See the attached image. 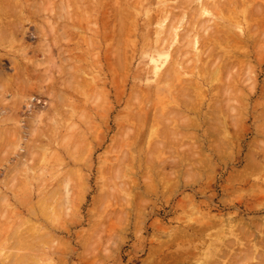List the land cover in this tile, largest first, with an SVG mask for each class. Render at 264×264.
<instances>
[{"label": "rangeland", "instance_id": "374dc122", "mask_svg": "<svg viewBox=\"0 0 264 264\" xmlns=\"http://www.w3.org/2000/svg\"><path fill=\"white\" fill-rule=\"evenodd\" d=\"M0 1V264H229L218 258L226 251L240 258L230 264H243V255L244 264L263 263L264 0ZM203 1L215 7L208 16L197 9ZM254 5L261 7L255 18ZM188 10L201 12L197 24ZM190 16L214 30L206 35L198 25L201 34L195 32ZM169 21H179L180 32L169 33ZM185 30L190 41L196 36L218 48L217 57L224 44L244 41L224 77L231 91L216 82L221 90L214 93L201 81L203 63L191 55L196 50L186 45ZM212 31L227 32L218 38L229 44ZM166 71L175 80L158 84ZM180 84L193 92L184 106L172 101ZM241 226L249 238L239 235ZM222 240H233V248Z\"/></svg>", "mask_w": 264, "mask_h": 264}, {"label": "bare ground", "instance_id": "6f19581e", "mask_svg": "<svg viewBox=\"0 0 264 264\" xmlns=\"http://www.w3.org/2000/svg\"><path fill=\"white\" fill-rule=\"evenodd\" d=\"M54 1H56V0H54ZM78 1H79V0H78ZM85 1H86V0H85ZM100 1H101V0H100ZM100 1H99V2H100ZM161 1H162V0H161ZM180 1H181V0H180ZM185 1H186V0H185ZM217 1H218V0H217ZM225 1H226V0H225ZM239 1H240V0H239ZM247 1L250 2L251 0H247ZM0 2H1V1H0ZM116 2H117V1H116ZM119 2H120V1H119ZM251 2L253 3V1H251ZM60 3H61V2H60ZM66 3H67V2H66ZM83 3H84V2H83ZM89 3H91V2L89 1ZM114 3H115V1H114ZM133 3H134V2H133ZM136 3H137V2H136ZM182 3H183V2H182ZM192 3H193V2H192ZM198 3H199V2H198ZM206 3H207V2H206ZM208 3H209V2H208ZM208 3H207V4H208ZM215 3H216V2H215ZM226 3H227V2H226ZM238 3H239V2H238ZM245 3H247V2H245V0H244V4H245ZM1 4H2V3H1ZM112 4H113V3H112ZM118 4H119V3H117V6H118V7H117L116 4H115V6H116L117 8H119V6H120V4H119V5H118ZM131 4H132V3H131ZM184 4H185V3H184ZM190 4H191V3H190ZM204 4H205V2L203 1L202 5L200 4V6L197 7V9H199V8H201V7L203 6V8H201V9H202V13L199 11V13H201V16H202V15H205V16H206L207 14H210L208 11L215 9V7L213 8V6L210 5L211 3H209V5H210L213 9H212V8H209L210 6L205 5V6H208V8H207V10H206V9H205L206 7L204 6ZM239 4H241V3H239ZM244 4H243V5H244ZM253 4H254V3H253ZM257 4L260 5V3H256V5H257ZM4 5H5V4H4ZM9 5H10V4H9ZM16 5H17V4H16ZM67 5H68V4H67ZM195 5H196V4H195ZM195 5H194V6H195ZM198 5H199V4H198ZM229 5H231V4H229ZM2 6H3V5H2ZM5 6H6V5H5ZM41 6H42V4H41ZM61 6H62V5H61ZM61 6H60V8H61ZM87 6H89V5H87ZM113 6H114V4H113ZM113 6H112V7H113ZM217 6H219V5H217ZM226 6H227V4H226ZM231 6H232V5H231ZM244 6H246V4H245ZM254 6H255V5H254ZM13 7H14V6H10V8H13ZM35 7H36V6H35ZM43 7H44V6H43ZM181 7H183V6H180V7H179V10H184V9H185V8H184V9H180ZM220 7H222V6H220ZM229 7H230V6H229ZM238 7H239V6H238ZM238 7H237V9H238ZM241 7H242V6H240V8H241ZM255 7H256V6H255ZM258 7H260V6H258ZM262 7H263V6H262ZM20 8H21V7H20ZM66 8H67V6H66ZM113 8H114V7H113ZM193 8H194V7H193ZM193 8H192L191 10H194ZM253 8H254V7H253ZM3 9H4V8H3ZM8 9H9V8H8ZM13 9H14V8H13ZM16 9H17V8H16ZM85 9H86V7H85ZM87 9H88V8H87ZM133 9H134V8H133ZM158 9H159V8H158ZM168 9H169V8H168ZM177 9H178V8H177ZM201 9H200V10H201ZM208 9H210V10H208ZM221 9H223V8H221ZM248 9H249V8H248ZM259 9H260V10H259ZM259 9L256 7V10H257V11H256L255 9H254L253 13H252V11H250L251 13L249 14V16L252 15V14H253V17H254L255 15L257 16L258 13H261V7H260ZM9 10H10V9H9ZM42 10H43V9H42ZM61 10H63V9L61 8ZM70 10H71V9H70ZM91 10H92V9H91ZM113 10H114V9H113ZM121 10H122V9H121ZM179 10H178V11H179ZM216 10H217V9H216ZM251 10H252V9H251ZM263 10H264V8H263ZM263 10H262V11H263ZM18 11H19V10H18ZM64 11H65V10H64ZM66 11H67V10H66ZM119 11H120V10H119ZM119 11H118V12H119ZM195 11H197V10H195ZM195 11H194V12H195ZM233 11H234V10H233ZM259 11H260V12H259ZM9 12H10V11H9ZM39 12H40V11H39ZM39 12H38V13H39ZM59 12H60V11H59ZM83 12H84V11H82V13H83ZM86 12H87V11H86ZM175 12H176V11H175ZM181 12H182V11H181ZM181 12H180V14H181V16H182L184 13L187 12V10H186V12H183V13H181ZM190 12H191V11L188 10V14H189ZM254 12H255V13H254ZM74 13H75V12H74ZM199 13H198V16H199ZM263 13H264V11H263ZM52 14H53V13H52ZM52 14H51V15H52ZM59 14H60V13H59ZM61 14H62V11H61ZM61 14L59 15V17L61 16ZM84 14H85V13H84ZM87 14H88V13H87ZM114 14H115V13H114ZM177 14L180 15L179 13H176V14H174L173 17H176V18H178V19L182 18L181 21H182L183 24H184V18H183L184 15H183V17H181V16H178ZM190 14H191V16L194 17L193 19L195 20V22H196V24H197L198 22L196 21V18H197V20H199V19H198V16H195V15L193 14V12L190 13ZM192 14H193V15H192ZM223 14H224V13H223ZM0 15H1V14H0ZM34 15H35V14H34ZM117 15H119V14H117ZM123 15H127V14H123ZM217 15H218V13H217ZM52 16H53V15H52ZM57 16H58V15H57ZM85 16H86V15H85ZM120 16H121V15H119V17H120ZM131 16H132V15H131ZM165 16H166V14H165ZM191 16H190L189 18H190V21L192 22L193 20H191ZM201 16H200V17H201ZM207 16H208V15H207ZM222 16H223V15H222ZM258 16H260V14H259ZM119 17H118V19H119ZM126 17H128V16H126ZM132 17H133V16H132ZM179 17H180V18H179ZM195 17H196V18H195ZM200 17H199V18H200ZM209 17H210V16H209ZM235 17H236V16H235ZM85 18H86V17H85ZM128 18H129V17H128ZM161 18H162V17H161ZM161 18H160V19H161ZM164 18H165V17H164ZM176 18H175V19H174V18L171 19L172 23H173V22L175 23ZM207 18H208V17H207ZM227 18H228V17H227ZM233 18H234V17H233ZM254 18H255V17H254ZM256 18H257V17H256ZM258 18H260V17H258ZM258 18H257V19H258ZM116 19H117V17H116ZM125 19H126V18H125ZM201 19H202V18H201ZM210 19H212V18H210ZM248 19H249V18H248ZM1 20H2V19H1ZM7 20H8V19H7ZM54 20H55V19H54ZM121 20H122V19H121ZM129 20H130V18H129ZM132 20H133V19H132ZM152 20H153V19H152ZM161 20H162V19H161ZM205 20H206V19H205ZM255 20H256V19H255ZM48 21H49V20H48ZM122 21H123V20H122ZM179 21H180V20H179ZM179 21H178V23H179ZM199 21H200V20H199ZM87 22H88V21H87ZM87 22H85V23H87ZM150 22H151V21H150ZM169 22H170V21H169ZM176 22H177V21H176ZM191 22H188V23H191ZM195 22H192V24L194 25ZM50 23H51V22H50ZM151 23H152V22H151ZM172 23L170 22V24H169L170 27H168V28H169V29H168L169 33H170V30L175 29L176 26L178 25V23H177V25H176V24H172ZM188 23L186 22V26L188 25ZM206 23H208V22H207V21H206V22L204 21V23L202 24V26L204 25L203 27H201V26L198 24L201 28L204 29L205 34L208 33L209 30L213 29V28H211V29L209 28V30L205 29V27L208 26ZM211 23H213V21H211ZM236 23H237V22H236ZM254 23H255V22H254ZM124 24H125V23H124ZM183 24H182L181 26H183ZM238 24H239V22H238ZM8 25H9V24H8ZM118 25H119V24H118ZM122 25H123V24H122ZM198 25H197V26H198ZM6 26H7V25H6ZM124 26H125V25H123V27H124ZM166 26H167V25H166ZM178 26H180V24H179ZM189 26H190V24H189ZM189 26H187V28H190V31H189V32H192L191 28L193 29V26H192V27H191V26L189 27ZM195 26H196V25H194V27H195ZM197 26H196V27H197ZM254 26H255V25H252L253 28L251 27L253 30L258 29V28H256V26H255V27H254ZM12 27H13V26H12ZM60 27H61V26H60ZM118 27H120V28L122 29L121 26H118ZM125 27H126V26H125ZM125 27H124V28H125ZM200 27H197V29L195 30V32H197V30H198ZM257 27H258V25H257ZM13 28H14V27H13ZM180 28H181V27H180ZM185 28H186V27H185ZM201 28H200V33H199V34H201ZM254 28H255V29H254ZM5 29H6V28H5ZM176 29H177V28H176ZM176 29H175V32H174V33H176ZM178 29H179V28H178ZM178 29H177V32H180V31H178ZM252 29H251V30H252ZM7 30H8V29H6V31H7ZM11 30H12V29H11ZM11 30H10V31H11ZM50 30H52V29H50ZM118 30H119V29H118ZM181 30H183V29H181ZM213 30H214V29H213ZM109 31H111V29H110ZM164 31L166 32L165 29H164ZM185 31H186V32H184V33L186 34L188 31H187V30H185ZM219 31H221V29H219ZM228 31H229V30H228ZM8 32H9V30H8ZM12 32H13V31H12ZM51 32H52V31H51ZM111 32H112V31H111ZM117 32H118V31H117ZM155 32H156V31H155ZM189 32H188V33H189ZM253 32H254V31L251 32V35H252ZM255 32H256V31H255ZM181 33H182V32H181ZM213 33H214V31H212V34H213ZM222 33H223V34L226 33L225 35L228 36L227 32H223V31H222ZM222 33H218V32H216V33H214V35H215V34L218 35V36L215 35V37H217V40H218V39H221L222 41L224 40L225 42H227V43L229 44L228 39H225V38H223V39H222V38H218V37L220 36V34L223 35ZM249 33H250V31L246 33V35L248 34L247 37H249V35H250ZM121 34H122V32H121ZM155 34H156V33H155ZM164 34H166V33H164ZM164 34H163V35H164ZM190 34H191V33L186 34L187 36H185L184 38H185V39L187 38V39L185 40V41L187 42L186 45H189V44L191 43L193 51L196 50L195 53H192V52H191V53H192V54H191L192 56H193V54H194V55L196 54L195 57H194V58L196 59V62H197V61H201V63H203L202 68H201V66H199V69L201 68V70L198 69V70L201 72V73H199L200 78L202 77V80H201V81H202V82L205 81L206 83H208V84L211 86V90H212V92H214V93H215L216 91L219 92V91L221 90V86H219V85H218V86H214L213 84L216 83V82H220L222 85H224V87H227V86H228L229 82H228L227 85H226V82H227L228 80H227L226 78H224V77L227 76L228 74H230V73H228V71H229L228 69L230 68L229 65H232V64H233L232 66H234V62H233V63L231 62L232 58H233V59L235 58V56L233 55V52L237 53L236 51L238 50V52H240V53L242 54V52H241V51H242V47H240V46H243V44H244L243 42H244V41L241 40V42H242V45H241V43L239 44V43H237V42H235V41L233 42V40H231L232 38H230V40H231V42H232V45L229 44V45H230V46H229V45H227V44H224V45H226V46L224 47L225 50H222V51H223V53L225 54L224 56H226V58H229L228 61H227L226 58H225L226 60H225V59L223 60V58H221V57H222L221 55H222L223 53L218 54L219 57H217V55H216L217 52L213 50V49H215V48H213L212 45H211V46H210V45H207L208 43H207V44L204 43L201 39L198 40V38H197L196 36H194L193 40L190 41V39L188 38ZM118 35L120 36V34H118ZM123 35H124V34H123ZM163 35H162V36H163ZM202 35H203V34H202ZM206 35H207V34H206ZM214 35H213V36L211 35V37H212V38L214 39V41H215ZM263 35H264V34H263ZM26 36H27V35H26ZM131 36H132V35H131ZM166 36L168 37V34H167ZM229 36H230V35H229ZM236 36H237V35H235V37H236ZM261 36H262V35H261ZM123 37H124V36H123ZM123 37H121V38H123ZM167 37H166V42L169 43L170 40H169V37H168V38H167ZM205 37H206L205 35H203V37L201 36V38L204 39V40H205ZM221 37H222V36H221ZM223 37H224V36H223ZM230 37H231V36H230ZM232 37H233V35H232ZM263 37H264V36H263ZM121 38H120V39H121ZM161 38H163V37H161ZM249 38L251 39V37H249ZM120 39H119V41H120ZM175 39H176V38H175ZM188 39H189V40H188ZM233 39H234V38H233ZM236 39H237V38H236ZM240 39H241V38H240ZM240 39H239V40H240ZM246 39H248V38H246ZM250 39H248V40L250 41ZM55 40H56V38H55ZM160 40H161V39H160ZM180 40H181V39H180ZM206 40H207V38H206ZM206 40H205V41H206ZM239 40H238V41H239ZM256 40H257V39H256ZM256 40H254V44H253V46L255 45V43L257 44ZM259 40H261V39H259ZM116 41H117V40H116ZM175 41H176V40H175ZM188 41H189V42H188ZM199 41H200V42H199ZM201 41H202L203 43H201ZM207 41H209V40H207ZM219 41H220V40H219ZM222 41H220V43H222ZM117 42H118V41H117ZM163 42H164V40H163ZM176 42H177V41H176ZM186 42H185V43H186ZM216 42H217V41H216ZM239 42H240V41H239ZM259 42H260V41H259ZM149 43H150V42H149ZM177 43H178V42H177ZM188 43H189V44H188ZM200 43H201V44H200ZM116 44H117V43H116ZM146 44H147V43H146ZM158 44H159V43H158ZM161 44H162V43H161ZM164 44H166V43L164 42ZM180 44L183 45V40H182V42H180ZM199 44H200L201 46H203L204 49L206 48L205 51H204V53H203V54L205 55V56H203V57H204L203 60L200 58V55L197 56L198 54L196 53V52H198V46H199ZM202 44H203V45H202ZM210 44H211V43H210ZM238 44H239L240 46H239ZM119 45H120V43H119ZM257 45H258V44H257ZM112 46H113V45H112ZM121 46H123L122 43H121ZM146 46H147V45H146ZM160 46H161V45H160ZM204 46H205V47H204ZM208 46H210V48H209ZM222 46H223V45H222ZM163 47H164V45H163ZM163 47H161V48H163ZM176 47H177V46H176ZM176 47H175V48H176ZM161 48H160V49H161ZM177 48H178V47H177ZM177 48H176V49H177ZM187 48H189V47H188V46H187V47L185 46V48H182L181 50H183V51L185 50V51H186ZM203 48H202V49H203ZM216 48H217V47H216ZM239 48H240L241 50H239ZM160 49H159V50H160ZM189 49H191V47H190ZM217 49H218V48H217ZM217 49H215V50H217ZM244 49H245V48L243 47V50H244ZM116 50H117V49H116ZM162 50H163V49H162ZM162 50H161V51H162ZM179 50H180V49H178V51H175V49H174V51H172L171 53H175V52H176L175 56L177 55L176 57L178 58V56H179V54H180V52H181V50H180V51H179ZM177 52H179V53H177ZM50 53H51V51H50ZM162 53H164V52H162ZM240 53H239V54H240ZM165 54H167V53H165ZM169 54H170V53H169ZM184 54L186 55V52H184ZM187 54H189V53H187ZM121 55H122V54H121ZM123 55H124V54H123ZM163 55H164V54H163ZM163 55H162V56H163ZM191 55H190V56H191ZM243 55H246V53H245V54L243 53ZM247 55H248V54H247ZM247 55H246V56H247ZM166 56H167V55H166ZM188 56H189V55H188ZM188 56L186 55V57H188ZM258 57H260V56L258 55ZM172 58H173V57H172ZM177 58L174 59L175 62H176V60H178ZM188 58H189V57H188ZM220 58H221V59H220ZM49 59H50V58H49ZM181 59H182V58H181ZM184 59H186V58H184ZM195 59H194V60H195ZM235 59H236V58H235ZM191 60H192V59H191ZM238 60H239V58H238ZM180 61H181V60H180ZM224 61H225L226 64L224 63ZM236 62H237V61H236ZM236 62H235V65H236ZM173 63H174V62H173ZM180 63H181V62H179V64H180ZM228 63H229V64H228ZM231 63H232V64H231ZM237 63H238V62H237ZM119 64H121V63H119ZM174 64H175V63H174ZM174 64H173V65H174ZM14 65H15V64H14ZM180 65H181V64H180ZM120 66H121V65H120ZM236 66H237V65H236ZM116 67H117V66H116ZM164 67H165V66H164ZM192 67H193V66H192ZM118 68H119V67H118ZM234 68H235V67H234ZM193 69H194V68H193ZM235 69H236V68H235ZM120 70H122V69L120 68ZM168 70H169V69H168ZM172 70L175 71V70L173 69V66H172V68L170 69V71H172ZM122 71H123V70H122ZM170 71H169V72L166 71L167 73L164 72V75H163V76H159V77H158V84H160V85H164V83H166L167 81L170 82V80H168L169 78H172L173 81L175 80V79H174L175 77H171V76H170V73H171ZM230 71H231V68H230ZM244 71H245V70H244ZM177 72H178V71H177ZM177 72H175V73H177ZM178 73H179V72H178ZM17 74H18V73H17ZM168 74H169V75H168ZM231 74H233V73L231 72ZM238 74H239V73H238ZM239 75H240V74H239ZM239 75H238V76H239ZM228 76H230V75H228ZM243 76H244V75H243ZM239 77H240V76H239ZM22 78H23V77H22ZM245 78H246V75H245ZM224 79H226L227 81L224 80ZM237 79H238V78H236L235 81H237L236 83L238 84V80H237ZM248 79H249V78H248ZM245 80L247 81V79H245ZM171 81H172V80H171ZM184 81H185V82H184ZM184 81H183V83L185 84V83H186V80H184ZM188 81H189V80H187V85H188V86L190 85L189 82H191V86L194 84L193 86H195L196 88H197V86L199 87V84L196 85V82H195V83L192 82V81H195V80H192V81H189V82H188ZM225 81H226V82H225ZM229 81H232V80L230 79ZM248 81H249V80H248ZM248 81H247V82H248ZM181 82H182V80H181ZM181 82H180V83H181ZM223 82H225V84H224ZM240 82H241V81H240ZM173 83H174V82H173ZM183 83H181V84H183ZM212 83H213V84H212ZM231 83H233V82H231ZM245 83H246V82H245ZM245 83H243V84H245ZM166 84H167V83H166ZM166 84H165V85H166ZM178 84H179V83H176L175 85L178 86ZM181 84L179 85V87H177V89L175 88L176 86L174 85V86H175V87H174L175 89H173V90H174L173 95H174V94H176V95H174V96L172 97V101L175 102L176 105H182V106H184V105H187L186 102H185V104H183L184 101H185V100H186V101L189 100V98H188V99H186V98L188 97L189 94H191V93H193V92L190 93V89H192L191 87H190V89H188V88H186V86H187L186 84H185L186 86H185V85H181ZM229 85H230V84H229ZM244 86H245V85H244ZM244 86H243V87H244ZM251 87H252V85H251ZM251 87H250V89H251ZM3 88H4V87H3ZM193 88H194V87H193ZM196 88H195V89H196ZM222 88H223V86H222ZM228 88H229V86H228ZM248 88H249V87H248ZM217 89H219V91H218ZM223 89H224V88H223ZM229 89H230V90H229ZM229 89H226V91H227V90L231 91L232 87H230ZM10 90H11V89H10ZM200 90H202V89H200ZM200 90H199L198 92H200ZM251 90H252V89H251ZM202 91H203V90H202ZM209 91H210V90H209ZM232 91H233V90H232ZM237 91H238V90H237ZM188 92H189V93H188ZM235 92H236V91H235ZM251 92H252V91H251ZM187 93H188V95H187ZM205 93H206V92H205ZM223 93H224V92H223ZM240 93H241V90H240ZM243 93H244V92H243ZM243 93H242V94H243ZM9 94H10V93H9ZM171 94H172V93H171ZM194 94H195V93H194ZM194 94H193V95H194ZM225 94H228V93H225ZM229 94H231V93H229ZM6 95H7V94H6ZM134 95H135V94H134ZM140 95H141V94H139V96H138V93H137V96L141 98ZM191 95H192V94H191ZM196 95H200L199 98H201V96L203 97L204 93L200 92V94H196ZM219 95H220V94H219ZM231 95H232V94H231ZM9 96H11V95H9ZM137 96H134V97L137 98ZM180 96H181V97H180ZM186 96H187V97H186ZM189 96H190V95H189ZM216 96H218V95H216ZM216 96H215V97H216ZM223 96H224V95H223ZM225 96H226V95H225ZM233 96H234V93H233ZM215 97H213V98H215ZM219 97H220V96H219ZM226 97H228V96H226ZM226 97H225V98H226ZM229 97H230V95H229ZM178 98H179V99L181 98V100H179ZM190 98H191V97H190ZM217 98H218V97H217ZM223 98H224V97H223ZM246 98H247V97H246ZM246 98H245V99H246ZM33 99H34V98H33ZM134 99H135V98H134ZM137 99L140 101L139 98H137ZM141 99H142V98H141ZM182 99H184V101H182ZM215 99H216V98H215ZM262 99H264V97H262ZM7 100H8V99H7ZM191 100H192V99H190V102L193 101V100H192V101H191ZM241 100H242V99H241ZM144 101H145V100H144ZM199 101H200V100L196 101V102H197V103H196L195 100H194L193 102L196 103V104L198 105V104H200ZM217 101H218V100H217ZM232 101H233V100H232ZM243 101H244V100H243ZM131 102L134 103V101H131ZM131 102H130V103H131ZM135 102H136V100H135ZM145 102H146V101H145ZM145 102H144V103H145ZM167 102H168V101H167ZM200 102H201V101H200ZM222 102H223V101H222ZM222 102H221V103H222ZM224 102H225V101H224ZM229 102H230V101H229ZM229 102L227 103V105L229 104ZM165 103H166V102H165ZM214 103H215V100H214ZM216 103H217V102H216ZM231 103H232V102H231ZM128 104H129V103H128ZM150 104H151V102H150ZM190 104H191V103H190ZM190 104H189V105H190ZM196 104H193V103H192L191 105H196ZM212 104H213V102H212ZM242 104H243V103H242ZM244 104H245V103H244ZM247 104H248V103H247ZM163 105H165V104H163ZM171 105H172V104H171ZM189 105H188L187 108H189ZM225 105H226V104H225ZM238 105H239V104H238ZM248 105H249V104H248ZM261 105H262V104H261ZM263 105H264V104H263ZM199 106H200V105H199ZM197 107H198V106H197ZM146 108H147V107H146ZM218 108H219V107H218ZM213 109H214V108H213ZM186 110H187V109H186ZM170 113H171V112H170ZM172 113H173V112H172ZM172 113H171V114H172ZM177 113H181V114H183V113L180 112V111H177ZM171 114H170V115H171ZM181 114H178V115L181 116ZM207 114H208V113H207ZM136 115H137V114H135V116H136ZM168 115H169V114H168ZM175 115H176V112H175ZM178 115H177V117H179ZM183 115H184V114H183ZM183 115H182V116H183ZM212 115H213V114H212ZM139 116H140V114H139ZM166 116H167V115H166ZM182 116H181L180 118H182ZM167 117H170V116H167ZM219 117H220V116H218V119H219ZM132 118H133V117H132ZM144 118H145V117H144ZM159 118H160V117H159ZM162 118H163V117H161L160 119H162ZM164 118H165V117H164ZM160 119H159V120H160ZM170 119H171V118H170ZM186 119H187V118H186ZM130 120H131V119H130ZM157 120H158V118H157ZM163 120H164V119H163ZM166 120H167V119L165 118V120H164L163 122H166ZM181 120H182V119H181ZM183 120H185V117L183 118ZM187 120H188V119H187ZM135 121H136V119H135ZM169 121H170V120H169ZM178 121H179V120H178ZM209 121H210V120H209ZM213 121H214V120H213ZM132 122H134V120H133ZM142 122H143V121H142ZM189 122H190V120H189ZM189 122H188V123H189ZM221 122H222V121H221ZM134 123H137V122H134ZM139 123H140V121H139ZM153 123H154V122H153ZM153 123H152V124H153ZM155 123H156V122H155ZM170 123H171V122H170ZM170 123H167V124L170 126ZM181 123H182V122H181ZM192 123L195 124L194 122H192ZM192 123H191V124H192ZM212 123H214V122H212ZM160 124H161V123H160ZM167 124H166V125H167ZM184 124H185V123H184ZM184 124L182 123V125H184ZM186 124H187V122H186ZM191 124H190V125H191ZM207 124L210 125V127L212 126V125L209 124V123H207ZM162 125H164V124H162ZM168 125H167V126H168ZM180 125H181V124H180ZM137 126H138V124H137ZM139 126H140V125H139ZM157 126H159V125L157 124ZM160 126H161V125H160ZM167 126H166V127H167ZM173 126H174V125H173ZM184 126H186V125H184ZM161 127H163V126H161ZM188 127H189V125H188ZM196 127H197V129H198V128H199V125H198V124H197V125L195 124V128H196ZM137 128H138V127H137ZM168 128H169V127H168ZM170 128H171V127H170ZM181 128H183V127L181 126ZM161 129H162V128H161ZM184 129H185V127H184ZM186 129H187V127H186ZM211 129H212V128H211ZM213 129H214V128H213ZM163 130H164V129H163ZM163 130H161V131H163ZM169 130H170V129H169ZM209 130H210V129H209ZM216 130H218V129H216ZM135 131H136V130H135ZM166 131H168V129H167ZM207 131H208V128H207ZM207 131H206V134H207ZM213 131H214V130H213ZM31 132H32V130H31ZM169 132H170V134H171L172 132H173V134H174V131H173V130L168 131V133H169ZM175 132H176V131H175ZM181 132H182V131H181ZM136 133H137V132H136ZM153 133H154V132H153ZM165 133H166V132H165ZM182 133L184 134V132H182ZM208 133H209V131H208ZM214 133H217V132L214 131ZM18 134H19V133H18ZM133 134H134V133H133ZM173 134H172V135H173ZM178 134H179V135H176V136H179L180 138H182L181 136H182L183 134H181V135H180V133H178ZM161 135H162V133H161ZM163 135H164V134H163ZM168 135H169V134H168ZM172 135L170 136V138L172 137ZM187 135H188V134H187ZM187 135H184V136L186 137ZM176 136H175V138H176ZM12 137H13V135H12ZM191 137H192V136H191ZM194 137L197 138V136H194ZM21 138H22V137H21ZM160 138H161V137H160ZM175 138H172V140L175 139ZM161 139H163V138H161ZM159 140H160V139H159ZM175 140L177 141V138H176ZM175 140H174V141H175ZM181 140H182V139H181ZM181 140H180V142H181ZM193 140H195V139H193ZM198 140H199V139H198ZM167 141H168V140H167ZM155 142H156V141H155ZM163 142H164V141H163ZM169 142H170V141H169ZM171 142H172V141H171ZM159 143H161V142H159ZM166 143H167V142H166ZM0 144H1V143H0ZM15 144H16V143H15ZM155 144H156V143H154V145H155ZM175 144H176V143H175ZM178 144H179V143H178ZM194 144H195V143H194ZM162 145H163V144H162ZM169 145H170V144H169ZM181 145H182V143H181ZM181 145H179V146H181ZM223 145H224V144H223ZM226 145H227V144H226ZM157 146H158V143H157V145L155 146L156 149H158ZM167 146H168V145H167ZM187 146H188V145H187ZM194 146H195V145H194ZM194 146H193V149H194ZM8 147H9V146H8ZM8 147H7V148H8ZM39 147H41V146H39ZM134 147H135V146H134ZM159 147H161V146L159 145ZM169 147H170V146H169ZM189 147H190V146H188L187 149H188ZM132 148H133V146H132ZM153 148H154V146H153ZM153 148H152V150H153ZM162 148H163V146H162ZM199 148H200V146H199ZM212 148H213V147H212ZM221 148H222V147H221ZM227 148H228V146H227ZM165 149H166V148H165ZM168 149H169V148H168ZM168 149H167V150H168ZM175 149H176V147H175ZM177 149H178V147H177ZM177 149H176V150H177ZM190 149H191V148H190ZM213 149H215V147H214ZM216 149H217V148H216ZM216 149H215V151H216ZM218 149H220V148H218ZM218 149H217V151H218ZM152 150H151V151H152ZM171 150H172V148H171ZM178 150H179V149H178ZM198 150H199V149H198ZM137 151H138V150H137ZM159 151H161V150H159ZM172 151H173V150H172ZM202 151H203V150H202ZM133 152H134V151H133ZM152 152H153V151H152ZM168 152H169V151H168ZM185 152H186V151H185ZM199 152H200V151H199ZM21 153H22V152H21ZM140 153H141V151H140ZM169 153H170V152H169ZM188 153H189V152H188ZM19 154H20V153H19ZM153 154H154V153H153ZM155 154H156V153H155ZM171 154H172V152H171ZM184 154H185V153H184ZM184 154H183V155H184ZM189 154H191V153H189ZM199 154H200V153H199ZM202 154H203V153H202ZM202 154H201V155H202ZM150 155H151V153H150ZM181 155H182V154H181ZM185 155H186V154H185ZM194 155H195V154H194ZM196 155L198 156V154H196ZM172 156H173V154H172ZM172 156H171V157H172ZM174 156H175V155H174ZM200 157H201V156H200ZM149 160H150V159H149ZM208 160H209V159H208ZM175 162H176V161H175ZM188 162H189V161H188ZM198 162H199V160H198ZM204 162H205V161H204ZM204 162H203V163H204ZM207 162H208V161H207ZM147 163H148V162H147ZM176 163H177V162H176ZM186 163H187V162H186ZM23 164H24V163H23ZM30 168H31V167H30ZM248 169H249V168H248ZM250 169H251V168H250ZM163 171H164V170H163ZM171 174H172V173H171ZM161 177H162V176H161ZM1 198H2V196H1ZM43 200H44V199H43ZM39 203H40V202H39ZM190 203H191V202H190ZM3 204H4V203H3ZM40 204H41V203H40ZM42 204H43V202H42ZM1 205H2V204H1ZM41 208H42V207H41ZM31 210H32V209H31ZM46 210H47V209H46ZM5 212H6V211H5ZM33 212H34V209H33ZM45 212H46V211H45ZM46 214H47V213H46ZM240 220H241V219H240ZM262 220H263V219H262ZM18 221H19V220H18ZM222 221H224V220H222ZM253 221H254V220H253ZM253 221H252V222H253ZM210 222H211V221H210ZM227 222H228V224H230L229 221H227ZM231 222H233V221H231ZM240 222H241V221H240ZM30 223H32V222H30ZM223 223H225V222H223ZM223 223H222V224H223ZM234 223H235V222H234ZM242 223H244V222H242ZM260 223H261V222H260ZM260 223H259V224H260ZM216 224H217V223H216ZM228 224H227V226H228ZM220 225H221V224H220ZM260 225H261V224H260ZM213 226H214V225H213ZM231 226H232V225H231ZM216 227H217V226H216ZM216 227H214V228H216ZM234 227H235V226H234ZM234 227H233V228H234ZM257 227H258V226H257ZM257 227H255V228H257ZM190 228H192V227H190ZM190 228H189V229H190ZM197 228H198V227H197ZM205 228H206V227H205ZM231 228H232V227H231ZM240 228L243 230V231L241 230V233H240ZM240 228L237 227V229L239 230V235H242V233H243V234H246V236L248 237L247 233H249V232L244 233V231H245L244 228H245V227L242 228V226H241ZM258 228H259V227H258ZM194 229H195V231L198 230V229H196V227H195ZM194 229H193V231H194ZM203 229H204V228H202L201 231H202ZM249 229H250V228H249ZM259 229H260V228H259ZM44 230H45V229H44ZM44 230H43V231H44ZM180 230H181V229H180ZM180 230H179V231H180ZM207 230H208V229H207ZM209 230H210V229H209ZM201 231H200V232H194V233H196V234H198V233H202ZM180 232H181V231H180ZM183 232H184V231H183ZM203 232H204V230H203ZM210 232H211V231H210ZM225 232H226V231H225ZM233 232H234V231H233ZM252 232H253V231H252ZM260 232H261V231H260ZM205 233H206V231H205ZM207 233H208V232H207ZM235 233H236V232H235ZM237 233H238V232H237ZM223 234H224V233H223ZM225 234H226V233H225ZM253 234H254V233H253ZM253 234H252V236H253ZM181 235H182V234H181ZM188 235H189V234H188ZM226 235H228V234H226ZM44 236H45V235H44ZM170 236H171V235H170ZM178 236H179V235H178ZM244 236H245V235H244ZM249 236H251V235L249 234ZM45 237H46V236H45ZM171 237H172V236H171ZM247 237H245V238H247ZM253 237H254V236H253ZM40 238H41V237H40ZM42 238H43V237H42ZM181 238H182V236H181ZM185 238H187V237H185ZM194 238H195V237L193 236V240H194ZM248 238H249V237H248ZM254 238H255V237H254ZM176 239H177V238H176ZM178 239H179V238H178ZM183 239H184V238H183ZM183 239H182V240H183ZM191 239H192V238L190 237V240H191ZM241 239H242V238H241ZM243 239H244V238H243ZM250 239H251V237H250ZM196 240H197V239H196ZM220 240H221V239H220ZM45 241H46V240H45ZM186 241H187V240H186ZM188 241H189V240H188ZM191 241H192V240H191ZM223 241L225 242L226 240H222V242H223ZM244 241H245V240H244ZM244 241H243V242H244ZM246 241H247V240H246ZM172 242H173V241H172ZM178 242H180V241L178 240ZM189 242H190V241H189ZM228 242H229V244H227V245H229V246L226 245V243H228ZM228 242L226 241V243H225V245L227 246V248L230 247V242L232 243V246H234V245H233V243H234L233 240H229ZM252 242H253V241H252ZM252 242H251V243H252ZM167 243H168V242H167ZM169 243H170V242H169ZM169 243H168V244H169ZM175 243H177V242H175ZM175 243H174V244H175ZM206 243H207V242H206ZM247 243H248V242H246V244H247ZM249 243H250V242H249ZM257 243H258V242H257ZM260 243H261V242H260ZM263 243H264V242H263ZM43 244H44V243H43ZM46 244H47V243H46ZM61 244H62V243H61ZM160 244H161V243H160ZM162 244H163V243H162ZM164 244H165V243H164ZM210 244H211V243H210ZM246 244H245V245H246ZM24 245H25V244H24ZM171 245H173V243H172ZM171 245H170V246H171ZM181 245H182V244H181ZM245 245H244V246H245ZM247 245H248V244H247ZM62 246H63V245H62ZM165 246H166V245H165ZM160 247H161V246H160ZM160 247H159V248H160ZM211 247H212V246H211ZM246 247H247V246H246ZM246 247H245V248H246ZM204 248H205V247H204ZM222 248H223V247H222ZM232 248H233V247L228 248V249L231 250ZM234 248H236V247H234ZM238 248H239V247H238ZM238 248H237V249H238ZM262 248H263V247H262ZM237 249H236V250H237ZM250 249H251V248H248V250H250ZM30 250L32 251V249H30ZM161 250H162V249H161ZM220 251H221V250H220ZM233 251H235V250H233ZM33 252H34V251H33ZM153 252H154V251H153ZM160 253H161V252H160ZM223 253L225 254V256H220V257H219V255H218V258H219V259L227 258V262L230 261L231 263H235L236 260L238 261V258H239L238 255H237L238 258H237V256L235 255L237 259H236L235 257L232 256L233 258H235V260H234V259L229 260V257H231V254H230L229 252H227V251H226V252H223ZM226 253H227V254L229 253V256H228ZM260 253H261V252H260ZM21 254H22V253H21ZM235 254H236V253H235ZM243 254H244V253H243ZM247 254H248V253H247ZM247 254H246V255H247ZM252 254H253V253H252ZM173 255H174V254H173ZM173 255H172V256H173ZM198 255H199V254H198ZM240 255H242V254H240ZM175 256H176V255H175ZM216 256H217V255H216ZM243 256L245 257V258L243 259V261H244V263H246V261H248L249 259L246 258L245 255H243ZM250 256H251V255H250ZM40 257H41V256H40ZM221 257H222V258H221ZM232 257H231V258H232ZM247 257H249V256L247 255ZM258 257H259V256H258ZM20 258H22V257H20ZM172 258H173V257H172ZM205 258H206V257H205ZM256 258H257V257H256ZM239 259H240V258H239ZM85 260H86V259H85ZM22 261H23V260H22ZM22 261H21V262H22ZM24 261H25V260H24ZM32 261H33V260H32ZM179 261H180V262H179ZM190 261H191V260H189V262H190ZM210 261H211V260H210ZM210 261H209V262H210ZM233 261H234V262H233ZM250 261H251V260H250ZM260 261H261V260H260ZM2 262H4V261H2ZM178 262L181 263V259H180V258H178ZM203 262H204V261H203ZM203 262H202L201 264H205V262H204V263H203ZM230 262H229V264H230ZM239 262H240V261H239ZM34 263H36V262H34ZM145 263H146V262H145ZM175 263H176V262H175ZM216 263H217V262H216ZM219 263H220V262H219ZM219 263H218V264H219ZM240 263H242V262H240ZM240 263L237 262V264H240ZM244 263H243V264H244ZM248 263H249V261H248ZM16 264H17V263H16ZM189 264H190V263H189ZM261 264H264V261H263V263H261Z\"/></svg>", "mask_w": 264, "mask_h": 264}]
</instances>
